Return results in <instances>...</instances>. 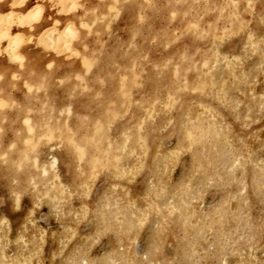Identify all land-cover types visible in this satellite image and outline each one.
<instances>
[{"label":"rangeland","instance_id":"1","mask_svg":"<svg viewBox=\"0 0 264 264\" xmlns=\"http://www.w3.org/2000/svg\"><path fill=\"white\" fill-rule=\"evenodd\" d=\"M210 1L126 0L127 7L130 8L127 31H122L121 26L115 22L111 23V36H108V33L99 34L89 31L91 40L98 45L99 49L106 48L109 42L118 37L107 56L102 58L107 61L104 63L103 70L105 76L93 78L91 85L89 81V83L83 82V77L89 71L92 51L88 49L84 53L76 50L74 45L79 40L77 35L69 36L67 33L66 36L61 37L63 41L60 43L63 46L62 44L59 45L60 47L45 46L43 49L44 45L51 43L49 37L53 33V28L57 23L55 22L38 33H23L21 40L14 45V49H12L13 47L10 49L7 46L5 31L11 25L0 21V67L10 74L8 79L3 77L5 74H0V86L9 87V96L13 98L9 102H3L0 97V116L5 111H9L10 105L16 101L24 104L22 106L23 113L36 115L44 126V135H41V138L36 141H32L26 139L27 128L24 121L10 123L13 126L11 125L9 129L14 136H17L18 139L20 136V141L15 143L12 141V136L1 135L2 131L0 130V166L6 169L15 166L19 171L33 173L35 166L31 155L34 156L35 153H38L39 158L45 161L49 152L57 150V145L63 141L69 142L71 150L77 152V157L79 156L83 163L81 168L83 181L78 185L73 196L68 192H61L50 167L45 173L48 177L47 182L42 181L39 185L40 191H35V193L31 191L33 198L29 201V207L27 208L22 202V209L25 210L22 216L24 219L21 217L22 226L28 225L27 232L30 231L23 233H27L25 234L27 240L34 242L27 243L19 240L16 242L17 245L16 243L1 245L2 250L8 256H11L12 252H16L12 253V256L19 253L17 264H23V262L24 264H264V0H261L260 3L253 2L254 5L243 2L239 5L241 16L238 17H232L235 11L231 5L226 4L227 0L226 2L221 0L225 6L217 12L210 7ZM186 2L187 4L184 5L183 3ZM89 3L107 4L108 0H82V3L76 8V15L69 17V20L82 17L86 5ZM243 5H246L245 8ZM108 7V13L114 12L111 4H108ZM191 17H201L208 26L209 22H213L212 35L204 39L206 30L203 31L202 27H192L193 19ZM249 24L252 27V32L262 37L260 43L256 44L258 46L256 48L252 47L255 44L252 45L249 39L247 31ZM214 44L217 45L214 46ZM244 44H246L247 52L244 49ZM32 48L43 49V52L39 54L41 58L57 59L61 57L71 62L72 70L70 69V76L67 78H59V69L56 66L53 68L51 75L54 85L50 93L44 88L37 89L26 84L14 72L25 64L23 55L19 53L21 51L27 53ZM202 52H205L208 58L215 54L218 60H214L212 65L206 68L205 65H202L204 64V53ZM233 53L239 54L238 60L235 62L232 61ZM233 64L235 65L233 66ZM37 65L40 64L37 63ZM50 66L49 68H51ZM40 68L46 72L48 67L41 64ZM209 71L213 73L212 76H209ZM251 72L253 73L251 74ZM217 79L218 81H216ZM5 81L12 83L5 84ZM89 90H92L94 98L97 101L100 100V104L103 105V108L100 106L98 111L96 107H93V110L101 115L98 121L91 120V116L95 113L88 107L90 105L84 103L81 98ZM60 101H65V104L71 103L73 108L61 110L58 105ZM200 106L201 108H199ZM15 107L17 109L19 105H15ZM11 113L16 114L17 110L14 109L10 115ZM75 114L84 120L80 132L81 144H89L91 147V150L82 154H78L77 140L69 141L72 133L66 127L64 129L60 125V127H50L54 134L52 138L48 136L49 130L46 128L50 117L59 123L60 118H75ZM157 121L158 123H156ZM100 125L103 126V130L99 132ZM138 128L141 129V132ZM182 128H185V132ZM190 132H193V136L189 135ZM125 133L128 137L124 136ZM111 144L118 148L112 151ZM235 148H237L236 151ZM122 149L123 151H121ZM161 150L163 151L160 152ZM165 151L168 154L169 152L173 154L167 155ZM155 152H157L156 155ZM158 152L159 155L161 154L160 156ZM237 153L239 157L236 155ZM140 155H142V159L139 158ZM29 156L32 159H29ZM158 157H162L160 163ZM233 158L234 162H231ZM171 159L174 160L171 161ZM142 160H144L145 167ZM175 160L176 162H174ZM141 166L142 169L145 168L142 171L140 170ZM130 167L131 169H129ZM256 167L261 169L257 168L256 170ZM56 171L58 175L68 173L67 167H64L62 163L58 165ZM155 173L157 175H153ZM152 175L154 178L151 177ZM215 175L217 176L215 177ZM217 182L218 184H216ZM191 185H194L192 186L194 190ZM117 187L120 188V191ZM144 187L145 189H142ZM188 189H190V193ZM159 190H161L160 193ZM52 196L55 197V200ZM195 198L196 202H194ZM0 200L1 218L5 204L1 197ZM57 202L63 206L59 204L61 206L58 207ZM136 202L138 203L136 204ZM13 203L15 208L18 203L16 201ZM100 203H104V207ZM108 204L113 205L107 206ZM172 205L175 208L173 210ZM178 205L183 207L180 209ZM49 207L60 209L54 211ZM93 209L94 212L100 213H97L95 218L89 217V212ZM107 210H110L111 216ZM132 214L135 217H131ZM45 215L51 219L46 218ZM145 215L146 217H143ZM184 215L187 217L182 218ZM59 216L60 218H58ZM148 216L150 217L147 218ZM177 216L179 217L177 218ZM107 217L113 221L105 219ZM136 218L140 220L137 221ZM177 219L178 221H176ZM192 219L194 220L192 221ZM126 220L131 223L133 221L134 226ZM101 221L106 224L103 225ZM118 223L117 228L115 225ZM172 223L174 224L170 226ZM207 223L208 225H206ZM110 225L112 228L109 230L107 227ZM67 227L69 228L66 229ZM127 227L128 229L132 228L133 231L128 230ZM97 230L99 231L97 232ZM119 230L124 231V234L122 233V235ZM129 231H131L130 234ZM105 232H109L111 236ZM119 235L121 239L118 237ZM193 237L195 238L193 239ZM66 238L69 241L64 240ZM57 239L58 241H56ZM123 241L128 242L123 244ZM13 246L16 250L13 249Z\"/></svg>","mask_w":264,"mask_h":264},{"label":"bare ground","instance_id":"2","mask_svg":"<svg viewBox=\"0 0 264 264\" xmlns=\"http://www.w3.org/2000/svg\"><path fill=\"white\" fill-rule=\"evenodd\" d=\"M23 1V0H22ZM70 1V0H69ZM258 2V3H260L261 2V0H227V2H226V0H225V2H226V4H229V5H231L232 6V8H233V10L235 11L233 14H232V17H234V16H236V17H238L239 15L241 16V11H240V8H239V5L240 4H243V2L244 3H246V4H251V3H253V2ZM74 3V2H73ZM76 3V2H75ZM85 3V2H84ZM210 3H211V5H210V7H212L213 9H214V11L215 12H217V11H220L225 5H223V3L221 2V0H211L210 1ZM20 4V3H19ZM72 4V3H71ZM108 4H111L112 6H113V9H114V12H110V13H108ZM184 5H186L187 4V2L186 3H183ZM76 5V4H75ZM104 5V6H103ZM253 5H254V3H253ZM244 6V8H245V6L246 5H243ZM64 7H65V5H64ZM248 7V6H247ZM248 8H250V7H248ZM129 9L130 8H128L127 7V2H126V0H108V3L107 4H99V5H96L95 3H89L88 5H86V8H85V12H84V14H83V16L82 17H79V18H72L71 20H67L66 22H64V24L63 23H56V25H55V28H53L54 30H53V33L50 35V39H51V43H48V45H44L43 47V49H45V46H47V47H57V46H59L60 44H62V43H60V41L62 42L63 41V39L61 38L62 36H66L65 34H69V36H74V35H77L78 37H79V40L75 43V47H76V50H78V51H81V52H86V50H91L92 51V55H90L91 57V59H90V63H89V71H88V73L86 74V75H84V77H83V82H85V83H87L88 81L90 82V85L91 84H93L92 82H93V78H96V77H103V76H105V74H103L105 71H103L104 70V63H106L107 61L105 60V58H104V60H102V58L103 57H105V56H107V54H108V52H109V50L110 49H112L113 48V46L115 45V41H117V39H118V37H116L113 41H111V42H109L108 44H107V46H106V48H104L103 49V47L101 48V49H99V48H97L98 47V45H96V43L94 42V41H92L91 40V37H90V35H89V31H91V32H98L99 34H103V33H108V36L110 35L111 36V33H112V24L111 23H118L120 26H121V29H123L122 31H127V27H128V15L130 14V11H129ZM189 9H190V7H189ZM39 11H40V8H34V9H32V8H25V9H23V10H21V12H20V14H18V23H19V26H22V25H25V24H27L29 21H30V19H31V17H33V16H36L38 13H39ZM16 14V13H15ZM260 14V13H259ZM38 16V15H37ZM10 17V16H9ZM50 17V16H49ZM38 18H39V16H38ZM193 20L191 21L192 23H191V26L192 27H195V28H198V27H202L203 28V31L204 30H206L205 31V35L203 36V38L204 39H206L207 37H210V35H212V23L211 22H209V26L207 25V23H206V21H203L202 19H201V17H195V18H193V17H191ZM9 19V18H8ZM34 20V19H33ZM0 21H1V19H0ZM65 21V20H64ZM10 23V22H9ZM7 24V23H6ZM262 28V27H261ZM224 29V28H223ZM222 29V30H223ZM44 30V29H43ZM217 30V29H216ZM215 30V31H216ZM221 30V31H222ZM251 32H250V31ZM247 31L249 32V39H250V41H251V43H252V45L253 44H255V45H253L252 47L253 48H256V47H258V46H256V44L258 45L259 43H260V41L262 40V37L259 35V34H254L252 31V27H251V25L249 24L248 26H247ZM39 32V31H38ZM38 32H35V33H38ZM3 33V32H2ZM14 33V34H13ZM5 34H6V37H7V46L8 47H10V49H11V47H13L12 49H14V45L17 43V41H20L21 40V38H22V35H23V32L21 31V30H19V31H17V30H15L14 31V28H12V27H9V29H7L6 31H5ZM221 34V33H220ZM223 34V33H222ZM222 36V35H221ZM26 37H28V36H26ZM94 37V36H93ZM47 38V37H46ZM209 39H211V38H209ZM228 41V40H227ZM259 42V43H258ZM215 45H217V44H214V46ZM61 46V45H60ZM59 46V47H60ZM62 46H63V44H62ZM245 46H246V44H244V49H245V51H246V48H245ZM260 46H261V44H260ZM251 47V46H250ZM207 48V47H206ZM208 48H209V46H208ZM261 48V47H260ZM42 49V50H43ZM42 50H40V49H31L29 52H27V53H23L22 51L19 53V54H21V55H23V59L25 60V64H24V66L21 68V69H17V70H14V72L15 73H17L18 75H19V77H20V79L22 80V81H24L26 84H28V85H30V86H33V87H36L37 89H39V88H44L45 89V91H47V92H49L50 93V91H52V86L54 85L53 83V77H52V75H51V73H52V71H53V68L56 66L58 69H59V71H60V77L59 78H67L68 76H70V69L72 70V67H70V61H67V60H64V59H62L61 57H59V58H57V59H54V58H41L40 56H39V54L41 53V52H43ZM206 50V49H205ZM222 50V49H221ZM240 50H243V49H240ZM214 51V50H213ZM247 52V51H246ZM202 53H204L203 54V58H204V64H202V65H205L206 66V68H208L210 65H212V63H213V61L214 60H218V58H216L217 56H215V54H213V57H210V58H208L207 57V55H206V53L205 52H202ZM245 53V52H244ZM24 54H26V55H24ZM150 55H151V53H150ZM25 56V57H24ZM232 57V56H231ZM237 57H239V54L238 53H233V60L232 61H237L238 60V58ZM248 57V56H247ZM39 58V59H38ZM241 59V58H240ZM264 59V58H263ZM247 61V60H246ZM264 61V60H263ZM87 62V61H86ZM134 62V61H133ZM219 62V61H218ZM37 63H39L40 65L42 64V65H46L48 68H47V71L46 72H44V71H42L41 70V68H40V65L38 66L37 65ZM223 64V63H222ZM245 64V63H244ZM49 65H51L50 67L51 68H49ZM235 64H233V66H234ZM252 66V65H251ZM226 67V65L224 66V68ZM236 67V66H235ZM238 67V66H237ZM256 67V66H255ZM222 68V67H221ZM244 68V67H243ZM255 70H257V69H255ZM255 70H254V72H255ZM241 71V70H240ZM253 71V70H252ZM210 72V75L209 76H212L213 75V73L211 72V71H209ZM225 72V71H224ZM223 72V73H224ZM248 72V71H247ZM5 74L3 77H5L6 79H8V78H10V74H8L7 73V71L5 72L4 70H3V68H1L0 67V74ZM7 73V74H6ZM253 72H251V74H252ZM75 74V73H74ZM77 74V73H76ZM102 74V75H101ZM158 74V73H157ZM246 74V73H245ZM135 75V74H134ZM231 75H232V73H231ZM80 76V75H79ZM233 76V75H232ZM81 77V76H80ZM122 77V76H121ZM74 78V77H73ZM211 78V77H210ZM220 78V77H219ZM247 78V77H246ZM245 78V79H246ZM249 79H250V77H248ZM99 79H101V78H99ZM128 79V78H127ZM135 79V78H134ZM243 79V78H242ZM70 81H71V79H70ZM216 81H218V79L216 80ZM88 82V83H89ZM241 82V81H240ZM9 83H12L11 81H5V84H9ZM237 84V83H236ZM203 85V84H202ZM214 85H216V83L215 84H213V88H214ZM230 85V84H229ZM239 86V85H238ZM140 87V86H139ZM212 87V86H211ZM8 88L9 87H5V86H0V97L2 98V100H3V102H9V101H11L13 98H11V96H9L10 94H9V91H8ZM90 88H92V87H90ZM137 88V87H136ZM221 89V88H220ZM228 89V88H227ZM235 90V89H234ZM141 91V90H140ZM172 91V90H171ZM212 91V90H211ZM236 91V90H235ZM201 92V91H200ZM214 92V94H215V91H213ZM218 93V92H217ZM220 93V92H219ZM222 93V92H221ZM235 93V92H234ZM172 94V93H171ZM242 94V93H241ZM244 94V93H243ZM161 95H162V93H161ZM82 96H84V97H81L82 99H83V101H84V103H87L88 105H90V106H88L90 109H92L93 110V107H96V109H97V111L99 110V107L101 106L102 108H103V105H101L100 103V100L99 101H97L96 100V98H94V94L92 93V90H89V91H87L84 95H82ZM133 96H135V95H133ZM166 97V96H165ZM180 97V96H179ZM208 97H209V95H208ZM222 97V96H221ZM230 97V96H229ZM244 97V96H243ZM66 99V98H65ZM183 99V98H182ZM221 99H223V98H221ZM14 101V100H13ZM20 101H22V100H20ZM173 101V100H172ZM192 101V100H191ZM15 103V105H19V108H17L16 109V107H15V105L14 104H12V105H10L11 107H9L8 109H9V111H5L4 113H3V115L2 116H0V130L2 131L1 132V135H3V134H7L8 136H12V141L15 143L16 141L17 142H19L20 141V136H19V139H18V137L17 136H14V134H13V132L9 129V127L12 125L13 126V124H11L10 125V123H12V122H14V121H24V124L26 123V139H28V140H32V141H36L37 139H39V138H41L40 136L42 135H44V130H43V124H41L40 122L41 121H39V119H38V117L36 116V115H32V114H27V113H23V109H22V106H24V104H21V103H19V102H16V101H14ZM161 102V101H160ZM227 102V101H226ZM2 103V102H1ZM66 102L65 101H60L59 103H58V105L60 106V108H61V110L62 109H68V110H70V109H72L73 108V105L71 104V103H67V104H65ZM112 103V102H111ZM159 103V102H158ZM179 103V102H178ZM180 103H181V101H180ZM4 104V103H3ZM79 104V103H78ZM203 104V103H202ZM159 105H160V103H159ZM177 105V104H176ZM224 105V104H223ZM77 106V105H76ZM76 106H74V107H76ZM163 106V105H162ZM165 106H166V104H165ZM167 106H168V104H167ZM179 106V105H178ZM208 106V105H207ZM132 107V106H131ZM174 107H176V106H174ZM79 108V107H78ZM159 108V107H158ZM199 108H201V106L199 107ZM14 109L15 110H17V113L16 114H12L11 113V115H10V112L13 110L14 111ZM86 109V108H85ZM160 109V108H159ZM158 109V110H159ZM178 109V108H177ZM78 110V109H77ZM157 110V111H158ZM212 110V109H211ZM94 111V110H93ZM97 111L95 110L94 111V115L93 116H91V120H93V121H98V120H100V117H101V115H99L98 113H97ZM207 111V110H206ZM138 112V111H137ZM199 112V111H198ZM202 112V111H201ZM168 113V112H167ZM186 113V112H185ZM247 113V112H246ZM111 114V113H110ZM130 114V113H129ZM159 114V113H158ZM209 114H210V112H209ZM214 115H215V113H213ZM217 114V113H216ZM92 115V114H91ZM155 115V114H154ZM164 115H165V113H164ZM197 115H198V113H197ZM75 118H70V117H63V118H60V120H59V123H56V120H54L53 118H49L50 119V121H48V123H46V128H47V130H49L48 131V136L49 137H51L52 138V136L54 135L53 134V132H51L52 130L50 129V127H53V126H57V127H60L61 126V128H63L64 129V127H66V129H68L71 133H72V136L70 137V139H69V141H72V140H77V143H78V154H82L83 152L84 153H86L87 151H89V150H91V147L89 146V144L87 145V144H81V134H80V132H81V128L83 127V124H84V120H82L83 118L82 117H80V116H78V114H75ZM176 116V115H175ZM184 116V115H183ZM199 116V115H198ZM210 116V115H209ZM86 117H88V116H86ZM148 117H150V116H148ZM185 117V116H184ZM218 117V116H217ZM221 117V116H220ZM219 117V118H220ZM245 117H247V116H245ZM113 118V117H112ZM168 118V117H167ZM194 118H195V116H194ZM211 118V117H210ZM218 118V119H219ZM222 118V117H221ZM122 119V118H121ZM126 119V118H125ZM146 119V118H145ZM151 119V118H150ZM207 119V118H206ZM209 119V118H208ZM212 119V118H211ZM213 119H215V118H213ZM243 119H244V117H243ZM131 120V119H130ZM210 120V119H209ZM208 120V121H209ZM248 120H249V118H248ZM118 121H119V119H118ZM184 121V120H183ZM182 121V122H183ZM211 122H212V120H210ZM121 122V121H120ZM185 122V121H184ZM114 123V122H113ZM119 123V122H118ZM152 123V122H151ZM155 123V122H154ZM156 123H158V121L156 122ZM217 123V122H216ZM145 124V123H144ZM60 125V126H59ZM65 125V126H64ZM112 125H116V124H112ZM121 125V124H120ZM149 125V124H148ZM152 125V124H151ZM154 125V124H153ZM218 125V124H217ZM222 125V124H221ZM99 126V125H98ZM110 126V125H109ZM157 126V125H156ZM156 126H153V127H155V128H157ZM161 126V125H160ZM184 126V125H183ZM182 126V127H183ZM244 126V125H243ZM192 128V127H191ZM194 128V127H193ZM210 128L211 129H213V127H211L210 126ZM138 129H140V128H138ZM159 129V128H158ZM182 129H184L183 131L185 132V128H182ZM198 129V128H197ZM99 132L100 131H102L103 130V126L102 125H100V127H99ZM112 130V129H111ZM166 130V129H165ZM218 130H219V128H218ZM226 130V129H225ZM112 131H114V130H112ZM116 131V130H115ZM157 131V130H156ZM47 132V131H46ZM98 132V131H97ZM98 132V133H99ZM140 132H141V129H140ZM165 132V131H164ZM229 132V131H228ZM114 134H115V132H113ZM112 134V133H111ZM179 134V133H178ZM193 134V132L191 133H189V135L190 136H193L192 135ZM197 134V133H196ZM215 134V133H214ZM109 135V134H108ZM117 135V134H116ZM157 135V134H156ZM155 135V136H156ZM164 135V134H163ZM211 135V134H210ZM221 135V134H220ZM227 135V134H226ZM229 135V134H228ZM112 136H113V134H112ZM124 136L125 137H128V135L125 133L124 134ZM169 136V135H168ZM173 136V135H172ZM182 136H183V134H182ZM198 137H199V134L197 135ZM225 136V135H224ZM109 137H111V136H109ZM115 137V136H114ZM159 137V136H158ZM157 137V138H158ZM214 137H216V136H214ZM117 138V137H116ZM181 138H183V137H181ZM188 138V137H187ZM219 138H222V137H220L219 136ZM224 139H227L228 140V138H225V137H223ZM118 139V138H117ZM165 139V138H164ZM169 139V138H168ZM186 139V138H185ZM208 140V139H207ZM31 141V142H32ZM126 141H127V138H126ZM167 141V140H166ZM221 141H223V140H221ZM225 141V140H224ZM223 141V142H224ZM230 141V140H229ZM178 142H179V140H178ZM177 142V143H178ZM75 144V143H74ZM80 144H81V146H80ZM125 144V143H124ZM180 144V143H179ZM178 144V145H179ZM226 144H228V143H226ZM193 145V144H192ZM223 145V144H222ZM58 146V149L57 150H51L50 152H49V154H48V158H47V160H42V159H40L39 158V155H38V153H35L34 154V156H33V154L31 155V157H33V159L29 156V159H32V161H33V164H34V166H35V171L33 172V173H27V172H23V170L22 171H19V170H17V168L14 166V167H10L9 169H6L5 167H1L0 166V197L2 198V200L4 201V204H5V206H4V212L2 213V217L0 218V229H2V227H3V229L2 230H0L1 231V233H0V264H17V262H18V255H19V253L18 254H16V256L15 255H13L12 256V253H11V256H8L7 255V253L4 251V250H2V248H1V245H3V243H5V244H10V245H12V243H13V245L16 243V242H19V240H23L24 242H29V243H33V242H31L30 240H27V237L25 236V234H27V233H29V232H27V229H29V226H28V228H26V227H23L22 226V221H21V217L24 215V212H25V210H23L22 209V202H24L25 203V205L27 206V208L29 207V201H31L32 200V198H33V196H32V194H31V191H32V193H33V191H34V193H35V191H40L39 190V185H40V183H42V181L45 183V182H47V179H48V177H47V175L45 174V173H47L46 171H47V169L48 168H52V175H53V177L55 178V182H56V184L58 185V187L60 188V190H61V192H68L70 195H72L73 196V193H74V191L75 190H77V188H78V185L79 184H82V176H83V174L81 175V173H82V170H81V168H82V160H81V158L78 156L77 157V152L75 153L73 150H71V148H70V145H69V142H64L63 141V143L61 142V143H59V145H57ZM111 150L113 151V150H115V149H117L118 148V146L117 147H114L113 146V144H111ZM123 147H125V146H123ZM180 147V146H179ZM189 147V146H188ZM187 147V148H188ZM207 147V146H206ZM225 147H226V145H225ZM229 147V146H228ZM140 148V147H139ZM142 148V147H141ZM151 148V147H150ZM165 148V147H164ZM190 148V147H189ZM193 148V147H192ZM195 148V147H194ZM180 149H182V148H180ZM215 149V148H214ZM219 149V148H218ZM232 149H234L233 147H232ZM236 149L237 148H235V151H236ZM251 149V148H250ZM149 150V149H148ZM175 150V149H174ZM186 150V149H185ZM190 150V149H189ZM44 151V150H43ZM121 151H123V149L121 150ZM150 151V150H149ZM163 150H161L160 152H162ZM170 151H173V150H170ZM182 151V150H181ZM221 151H222V149H221ZM235 151H234V153H235ZM136 152V151H135ZM166 153H167V151H165ZM176 152V151H175ZM220 152V151H219ZM42 153V152H41ZM121 153V152H120ZM132 153V152H131ZM156 153L157 152H155V155H156ZM145 154V153H144ZM143 154V155H144ZM173 154V153H172ZM170 152H169V154L167 153V155H172ZM180 154V153H179ZM245 154H246V152H245ZM248 154V153H247ZM8 155V154H7ZM101 155V154H100ZM103 156H104V153L102 154ZM131 155V154H130ZM130 155H129V157H130ZM135 155V154H134ZM158 155H159V152H158ZM161 155V154H160ZM159 155V156H160ZM166 155V156H167ZM231 156H232V154H230ZM238 157H239V155H238V153L236 154ZM26 156V155H25ZM103 156H102V158H103ZM108 156V155H107ZM126 156V155H125ZM141 156L142 155H140V157L139 158H141ZM170 156H168L169 158H171ZM174 156V155H173ZM172 156V157H173ZM183 156V155H182ZM181 156V157H182ZM226 156V155H225ZM231 156H230V158H231ZM106 157V156H105ZM116 157V156H115ZM136 157H138V156H136ZM145 157V156H144ZM167 157V158H168ZM176 157V156H175ZM186 157H187V155H186ZM188 157H189V155H188ZM202 157V156H201ZM200 157V158H201ZM228 157H229V155H228ZM252 157V156H251ZM79 158V159H78ZM114 158V157H113ZM123 158V157H122ZM121 158V159H122ZM148 158V157H147ZM156 158V160H158L157 159V157H155ZM159 158V157H158ZM162 158V157H161ZM161 158H159V163H160V161H162L161 160ZM190 158V157H189ZM224 158V157H223ZM236 158V157H235ZM118 159V158H117ZM142 159V158H141ZM154 159V158H153ZM152 159V160H153ZM164 159V158H163ZM181 159V158H180ZM179 159V160H180ZM187 159V158H186ZM241 159V158H240ZM119 160V159H118ZM126 160V159H125ZM132 160V159H131ZM172 160H174V159H171V161ZM234 160V158L231 160V162ZM248 160V159H247ZM253 160V159H252ZM100 161V160H99ZM114 161H115V159H114ZM113 161V162H114ZM117 161V160H116ZM120 161V160H119ZM118 161V162H119ZM130 161V160H129ZM140 161V160H139ZM144 160H142V163L144 164V162H143ZM166 161V160H165ZM229 161H230V159H229ZM121 163H122V161H120ZM127 162V161H126ZM125 162V164H128V163H126ZM155 162V161H154ZM167 162H170L169 160H167ZM174 162H176V160L174 161ZM228 162V161H227ZM226 162V163H227ZM234 162V161H233ZM237 162V161H236ZM235 162V163H236ZM60 163H62L63 165H64V167H67V169H68V173L66 174V175H58V173H57V171H56V169L58 168V165H60ZM131 163V162H130ZM173 163V162H172ZM179 163V162H178ZM182 163V162H181ZM195 163V162H194ZM234 163V164H235ZM259 164H261L260 162H258ZM108 164V163H107ZM117 164V163H116ZM123 164H124V162H123ZM243 164V163H242ZM250 164V163H249ZM252 164V163H251ZM119 165H120V163H119ZM151 165V164H150ZM156 165H157V162H156ZM155 165V167H157ZM179 165H181V164H179ZM186 165V164H185ZM215 165V164H214ZM233 165V164H232ZM121 166V165H120ZM131 166V165H130ZM139 166V165H138ZM147 166V165H146ZM182 166V165H181ZM237 166V165H236ZM256 166V165H255ZM260 166H262V165H260ZM63 167V166H62ZM121 167H123V166H121ZM127 167H129V166H127ZM133 167V166H132ZM144 167H145V164H144ZM154 167V166H153ZM178 167V166H177ZM200 167V166H199ZM219 167V166H218ZM217 167V168H218ZM225 167V166H224ZM233 167H235V165H233ZM232 167V168H233ZM240 167V166H239ZM19 168V167H18ZM103 168H104V166H103ZM108 168V167H107ZM109 168H111V167H109ZM115 168V167H114ZM120 168V167H119ZM137 168H139V167H137ZM160 168V167H159ZM201 168V167H200ZM238 168V167H237ZM257 168H260V167H256V170H257ZM64 169V168H63ZM78 169H80L79 170V172H77V170ZM118 169V168H117ZM127 169V168H126ZM129 169H131V167L129 168ZM140 169V168H139ZM143 169H145V168H143ZM142 169V166H141V171L143 170ZM165 169H166V167H165ZM168 169V168H167ZM166 169V170H167ZM184 169V168H183ZM261 169V168H260ZM260 169H258V170H260ZM102 170V169H101ZM116 170V169H115ZM122 170H123V168H122ZM139 170V171H140ZM148 170V169H147ZM152 170V169H151ZM153 170H154V168H153ZM198 170V169H197ZM216 170V169H215ZM110 171V170H109ZM121 171V170H120ZM119 171V172H120ZM138 171V172H139ZM149 171V170H148ZM147 171V172H148ZM163 171V170H162ZM168 171H169V169H168ZM170 171H171V168H170ZM188 171V170H187ZM60 172V171H59ZM104 172V171H103ZM112 172V171H111ZM117 172V171H116ZM129 172H130V170H129ZM131 172H134V171H131ZM137 172V173H138ZM151 172V171H150ZM155 172V171H154ZM128 173V172H127ZM159 173V172H158ZM162 173H164V172H162ZM166 173V172H165ZM174 173V172H173ZM45 174V175H44ZM102 174H104V173H102ZM123 174H124V172H123ZM143 174V173H142ZM147 174V173H146ZM149 174V173H148ZM147 174V175H148ZM161 174V173H160ZM196 174V173H195ZM214 174H216V173H214ZM255 174V173H254ZM116 175V174H115ZM136 175V174H135ZM141 175V174H140ZM151 175V174H150ZM153 175H157L156 173L155 174H153ZM151 176L152 178H154V176ZM159 175V174H158ZM165 175V174H164ZM172 175H174V174H172ZM171 175V176H172ZM107 176V175H106ZM106 176H104V177H106ZM114 176V175H113ZM129 176V175H128ZM127 176V177H128ZM131 176V175H130ZM145 176V175H144ZM170 176V177H171ZM182 176V175H181ZM217 175H215V177H216ZM262 176V175H261ZM101 177V176H100ZM138 177H139V175H138ZM161 178H162V175L160 176ZM164 177V176H163ZM219 177V176H218ZM112 178V177H111ZM124 178V177H123ZM209 178V177H208ZM255 178V177H254ZM102 179H104L103 177H102ZM114 179V178H113ZM142 179V178H141ZM144 179V178H143ZM168 179V178H167ZM185 179V178H184ZM218 179H220L221 180V178H218ZM256 179H258V178H256ZM260 179H263V178H261L260 177ZM105 180V179H104ZM159 180V179H158ZM161 180V179H160ZM170 180H172V179H170ZM194 180V179H193ZM196 180V179H195ZM50 181V180H49ZM127 181H129V180H127ZM154 181H156V180H154ZM178 181H180V180H178ZM119 182V181H118ZM170 182V181H169ZM191 182H193V181H191ZM209 182H210V180H209ZM221 182V181H220ZM247 182V181H246ZM123 183V182H122ZM154 183H157V182H154ZM255 183V182H254ZM253 183V184H254ZM261 183V182H260ZM108 184V183H107ZM192 184V183H191ZM211 184H212V182H211ZM216 184H218V182L216 183ZM262 184V183H261ZM260 184V185H261ZM109 185V184H108ZM127 185V184H126ZM157 185V184H156ZM184 185V184H183ZM50 186V185H49ZM111 186V185H110ZM118 186V185H117ZM192 186H194V185H191V188H193ZM119 187V186H118ZM117 187V188H118ZM138 187V186H137ZM141 187H143L142 185H141ZM140 187V188H141ZM167 187V186H166ZM262 187V186H261ZM260 187V188H261ZM112 188V187H111ZM115 188V187H114ZM113 188V189H114ZM217 188V187H216ZM259 188V187H258ZM119 189V191H120V188H118ZM118 189H116V190H118ZM121 189H122V187H121ZM137 189H139V188H137ZM142 189H145V187L144 188H142ZM149 189V188H148ZM153 189H155V187H153ZM220 189V188H219ZM256 189V188H255ZM112 190V189H111ZM147 190V189H146ZM145 190V191H146ZM189 190V193H190V189H188ZM193 190H194V188H193ZM256 190H258V189H256ZM138 191V190H137ZM177 191V190H176ZM106 192V191H105ZM141 192V191H140ZM139 192V193H140ZM161 192V190H159V193ZM167 192V191H166ZM188 192V191H187ZM58 193H60V192H58ZM112 193H114V192H112ZM111 193V194H112ZM118 193V192H117ZM116 193V194H117ZM147 193V192H146ZM104 194V193H103ZM111 194H109V195H111ZM115 194V193H114ZM119 194H120V192H119ZM162 194V193H161ZM188 194V193H187ZM193 194V193H192ZM45 195V194H44ZM59 195H61V193L59 194ZM108 195V194H107ZM166 195V194H165ZM167 195H168V193H167ZM195 195V194H194ZM223 195V194H222ZM244 195V194H243ZM40 196V195H39ZM71 196V197H72ZM77 196H79V195H77ZM101 196V195H100ZM103 196V195H102ZM163 196H164V194H163ZM175 196V195H174ZM262 196V195H261ZM53 197V199L55 200V197L54 196H52ZM69 197V196H68ZM80 197V196H79ZM78 197V198H79ZM108 197V196H107ZM160 197V196H159ZM158 197V198H159ZM166 197V196H165ZM191 197H193V196H191ZM36 198V197H35ZM38 198V197H37ZM48 198V197H47ZM47 198H46V200H47ZM105 198V197H104ZM111 198V197H110ZM164 198V197H163ZM116 199H117V196H116ZM173 199V198H172ZM191 199H193V198H191ZM190 199V201H192ZM228 199V198H227ZM231 199H233V198H231ZM39 200V199H38ZM52 200V199H51ZM60 200V199H59ZM72 200V199H71ZM104 200H106V199H104ZM104 200H102V201H104ZM108 200H109V198H108ZM147 200V199H146ZM157 200V199H156ZM179 200H181V199H179ZM237 200V199H236ZM236 200H235V204L237 203L236 202ZM1 201V200H0ZM17 202L16 204V206H15V208L17 207V209H15L14 207H13V205L12 204H14L13 202ZM58 201V200H57ZM65 201V200H64ZM77 201V200H76ZM79 201V200H78ZM100 201V200H99ZM99 201H98V203H99ZM111 201V200H110ZM165 201V200H164ZM168 201V200H167ZM245 201H247V200H245ZM35 202H39V201H35ZM34 202V203H35ZM48 202H50L49 200H48ZM61 202H62V200H61ZM106 202H107V200H106ZM105 202V203H106ZM115 202H116V200H115ZM131 202V201H130ZM143 202V201H142ZM169 202V201H168ZM180 203H182V201H179ZM194 202H196V198L194 199ZM232 202V201H231ZM67 203V202H66ZM109 203V202H108ZM117 203V202H116ZM119 203H120V201H119ZM138 202H136V204H137ZM141 203V202H140ZM139 203V204H140ZM172 203V202H171ZM176 203V202H175ZM178 203V202H177ZM184 203V202H183ZM182 203V204H183ZM227 203V202H226ZM57 204H58V202H57ZM59 204H61V203H59ZM59 204H58V207H60L59 206ZM71 204V203H70ZM76 204V203H75ZM97 204V203H96ZM101 205H103L104 203H100ZM107 204V203H106ZM131 204H133L132 202H131ZM185 204V203H184ZM228 204V203H227ZM232 204V203H231ZM1 205V204H0ZM72 205V204H71ZM99 205V204H98ZM101 205H99V206H101ZM111 206L113 205V204H110ZM109 204L107 205V206H110ZM115 205V204H114ZM135 205V204H134ZM169 205V204H168ZM174 205H176V204H174ZM187 205V204H186ZM185 205V206H186ZM189 205V204H188ZM223 205V204H222ZM226 205V204H225ZM43 206V205H42ZM63 206V205H62ZM84 206V205H83ZM99 206L97 207V208H99ZM118 206V205H117ZM117 206H116V209H117ZM162 206V205H161ZM179 206V205H178ZM77 207V206H76ZM91 207V206H90ZM103 207H104V205H103ZM130 207H132V206H130ZM145 207V206H144ZM168 207H170V206H168ZM172 207V210H173V205L171 206ZM180 207V206H179ZM183 207V206H182ZM182 207H180V209L182 208ZM229 207V206H228ZM74 208V207H73ZM112 208V207H111ZM135 207H133V210H135L134 209ZM148 208H150V207H148ZM163 208V207H162ZM161 208V209H162ZM214 208H216V207H214ZM49 209H51L50 207H49ZM48 209V210H49ZM54 208H52L51 210H53ZM60 209V208H59ZM59 209H54V211L55 210H59ZM105 209V208H104ZM109 209V208H108ZM124 209V208H123ZM140 209V208H139ZM145 209V208H144ZM147 209V208H146ZM145 209V210H146ZM175 209V208H174ZM179 209V210H180ZM74 210V209H73ZM72 210V211H73ZM90 210V209H89ZM99 210V209H98ZM101 210H103L102 208H101ZM144 210V211H145ZM186 210V209H185ZM191 210H193V209H191ZM216 210H217V208H216ZM235 210V209H234ZM31 211V210H30ZM110 211V210H109ZM108 210H107V213L109 214H111V212H109ZM116 211V210H115ZM118 211V210H117ZM121 211V210H120ZM125 211V210H124ZM148 211V210H147ZM150 211V210H149ZM169 211V210H168ZM167 211V212H168ZM177 211V213L179 212L178 211V209L176 210ZM181 211V210H180ZM194 211V210H193ZM215 211V210H214ZM224 211V210H223ZM228 211H230L229 209H228ZM101 212V211H100ZM134 212V211H133ZM140 212V211H139ZM171 212V211H170ZM192 212V211H191ZM195 212H197V211H195ZM226 212V211H225ZM53 213V212H52ZM62 213V212H61ZM70 213V212H69ZM76 213V212H75ZM97 213H99V212H97ZM96 212H94V209H93V211L91 210V212H89V217H94L95 218V216H96V214H97ZM136 213V212H135ZM208 213H210V212H208ZM218 213V212H217ZM228 213V212H227ZM227 213H225L226 215H228ZM67 214V213H66ZM100 214V213H99ZM104 214H105V212H104ZM109 214V215H110ZM112 214H113V212H112ZM117 214V213H116ZM128 214V213H127ZM139 214V213H138ZM142 214V213H141ZM145 214H147V213H145ZM189 214V213H188ZM210 214H212V213H210ZM59 215V214H58ZM72 215V214H71ZM109 215H108V217H109ZM113 215H115V214H113ZM125 215H126V213H125ZM143 215H144V213H143ZM165 215H167V214H165ZM177 215V214H176ZM191 215H192V213H191ZM218 215V214H217ZM222 215H223V212H222ZM238 215V214H237ZM46 216V215H45ZM53 216H54V214H53ZM61 216V215H60ZM60 216L58 217V218H60ZM62 216H66V215H62ZM73 216V215H72ZM111 216V215H110ZM131 217L132 216H134L133 214L132 215H130ZM151 216V215H150ZM150 216H148L147 218H149ZM168 216V215H167ZM187 217V215H184L182 218H184V217ZM193 216V215H192ZM207 216H209L208 214H207ZM214 216H215V212H214ZM213 216V217H214ZM221 216V215H220ZM230 216V215H229ZM231 216L233 217V215L231 214ZM230 216V217H231ZM49 216H46V218H48ZM57 217V216H56ZM74 217V216H73ZM97 217V216H96ZM99 217V216H98ZM105 217V216H104ZM108 217L107 218H105V219H108ZM115 217V216H114ZM135 217V216H134ZM143 217H146V215L145 216H143ZM169 217V216H168ZM170 217H172V215H170ZM179 216H177V218H178ZM185 217V218H186ZM189 217V216H188ZM195 217V216H194ZM202 217H204V216H202ZM201 217V218H202ZM23 218V217H22ZM64 218H67V217H64ZM63 218V219H64ZM111 218V217H110ZM125 218V217H124ZM130 218V217H129ZM139 218H141V217H139ZM138 218V219H139ZM160 218V217H159ZM166 218V217H165ZM217 218V217H216ZM24 219V218H23ZM49 219H51V217H49ZM48 219V220H49ZM68 219V218H67ZM69 219H70V217H69ZM73 219V218H72ZM76 219V218H75ZM75 219H74V221H75ZM86 219H88V218H86ZM112 219V218H111ZM114 219H116V218H114ZM137 218H136V220L137 221H139ZM161 219V218H160ZM181 219V218H180ZM197 219V218H196ZM203 219V218H202ZM201 219V220H202ZM212 219V218H211ZM220 219H222V218H220ZM239 219V218H238ZM71 220V219H70ZM76 220H78V219H76ZM109 220V219H108ZM127 220H128V218H127ZM126 220V221H127ZM132 220V219H131ZM163 220V219H162ZM165 220V219H164ZM194 219H192V221H193ZM230 220V219H229ZM99 222H100V220H98ZM103 221H106V222H108L107 220H103ZM103 221H101V222H103ZM110 221V220H109ZM111 221H113V220H111ZM110 221V222H111ZM117 221V220H116ZM119 221V220H118ZM117 221V222H118ZM124 221V220H123ZM136 221V222H137ZM141 221H143V220H141ZM148 221V220H147ZM151 221V220H150ZM149 221V222H150ZM169 221V220H168ZM176 221H178V219L176 220ZM223 221V220H222ZM233 221V220H232ZM75 222H77V221H75ZM89 222V221H88ZM96 223H97V221H95ZM109 222V223H110ZM127 222H129V221H127ZM126 222V223H127ZM182 223L184 222V219H183V221H181ZM180 222V223H181ZM188 222H190V221H188ZM204 222H206V221H204ZM208 222V221H207ZM29 223V222H28ZM114 223H115V221H114ZM124 223H125V221H124ZM123 223V224H124ZM129 223H131V221L129 222ZM132 223L133 224H135L133 221H132ZM131 223V224H132ZM138 223V222H137ZM136 223V224H137ZM146 223V222H145ZM148 223V222H147ZM176 223V222H175ZM192 223V222H191ZM190 223V225H192ZM194 223V222H193ZM209 223V222H208ZM208 223L206 224V225H208ZM226 223V222H225ZM76 224V223H75ZM104 224H106L105 222H103V225ZM121 225H122V223H120ZM128 224V223H127ZM132 224V225H133ZM174 223H172V224H170V226L171 225H173ZM185 224H187V223H185ZM217 224V223H216ZM5 225H6V227H5ZM74 225V224H73ZM91 225V224H90ZM112 225H113V223H112ZM119 225V223L117 224V225H115V227H117ZM177 225H178V223H177ZM183 225V224H182ZM189 225V224H188ZM205 225V224H204ZM203 225V226H204ZM214 225V224H213ZM212 225V226H213ZM97 226V225H96ZM125 226V224L123 225V227ZM134 226V225H133ZM146 226H147V224H146ZM176 226V225H175ZM193 226V225H192ZM194 226H195V224H194ZM201 226V225H200ZM210 226V225H209ZM221 226V225H220ZM92 227V226H91ZM90 227V230L92 229ZM106 227V226H105ZM104 227V228H105ZM123 227H120V228H122L123 229ZM143 227V226H142ZM173 227V226H172ZM182 227V226H181ZM69 227H67L66 229H68ZM100 228V227H99ZM110 228H112L111 227V225H110V227L108 226L107 227V229H109L110 230ZM118 228V227H117ZM188 228H189V226H188ZM207 228L208 229H210L208 226H207ZM206 228V229H207ZM59 230H60V228H58ZM115 229V228H114ZM114 229H113V231H114ZM127 229H128V227H127ZM130 229V228H129ZM128 229V230H129ZM132 229V228H131ZM130 229V230H131ZM166 229V228H165ZM171 229V228H170ZM197 229V228H196ZM72 230V229H71ZM117 230V229H116ZM121 230V229H120ZM119 230V232H121ZM125 231H127L128 232V230H126V229H124ZM93 231H96V230H93ZM99 230H97V232H98ZM108 231V230H107ZM118 231V230H117ZM131 231H133V230H131ZM131 231H129V234H130V232ZM193 231V230H192ZM217 231V230H216ZM23 232H27V233H23ZM111 232V231H110ZM116 232V231H115ZM115 232H114V235H115ZM119 232H117V233H119ZM58 233H60V232H58ZM67 233V232H66ZM70 233H72V232H70ZM101 234H102V231L100 232ZM99 233V234H100ZM104 233V232H103ZM106 234L108 233L109 235H110V233L109 232H105ZM113 233V232H112ZM124 234V231L123 232H121V234ZM32 234V233H31ZM42 234H44V233H42ZM56 234V233H55ZM91 234V233H90ZM98 234V235H99ZM107 234V235H108ZM120 234V233H119ZM120 234V235H121ZM122 234V235H123ZM128 234V235H129ZM200 234V233H199ZM46 235V234H45ZM60 235V234H59ZM58 235V236H59ZM71 235V234H70ZM93 235V234H92ZM95 235V234H94ZM105 235V234H104ZM120 235L118 236V237H120ZM127 235V234H126ZM127 235V236H128ZM63 236V235H62ZM97 236V235H96ZM100 236V235H99ZM102 236V235H101ZM111 236V235H110ZM113 236V235H112ZM117 236V235H116ZM130 236V235H129ZM191 236H192V234H191ZM218 236V235H217ZM36 237V236H35ZM46 237V236H45ZM95 237V236H94ZM103 237V236H102ZM124 237V236H123ZM153 237V236H152ZM31 238H33L32 236H31ZM61 238V237H60ZM68 238H69V235H68ZM91 238V237H90ZM96 238V237H95ZM124 238H127V237H124ZM195 237H193V239H194ZM217 238V237H216ZM53 239V238H52ZM59 239V238H58ZM58 239L56 240V241H58ZM91 239H93V238H91ZM91 239H89V240H91ZM98 239V238H97ZM120 239H121V237H120ZM128 239V238H127ZM186 239V238H185ZM218 239V238H217ZM32 240H34V238L32 239ZM64 240H67V238L66 239H64ZM122 240H125V239H122ZM219 240H221V239H219ZM41 241V240H40ZM61 241V240H60ZM67 241H69V240H67ZM86 241V240H85ZM95 241V240H94ZM126 241V240H125ZM125 241H123V244H124V242ZM180 241V240H179ZM192 241V240H191ZM128 242V241H127ZM127 242H125V243H127ZM217 242V241H216ZM23 243V242H22ZM53 243V242H52ZM73 243V242H72ZM89 243V242H88ZM25 244V243H24ZM74 244V243H73ZM73 244H72V246H73ZM86 244V243H85ZM16 245H17V243H16ZM15 245V246H16ZM30 245V244H29ZM29 245H27V246H29ZM89 245H91L90 243H89ZM126 245V244H125ZM186 245V244H185ZM8 246V245H7ZM15 246H13V249H15ZM19 246V245H18ZM22 246H24V245H22ZM21 246V247H22ZM85 246V245H84ZM92 246V245H91ZM6 247V246H5ZM5 247H3L4 249H5ZM9 247V246H8ZM25 247V246H24ZM31 247V246H30ZM50 247V246H49ZM57 247V246H56ZM74 247H76V246H74ZM87 247V246H86ZM90 247V246H89ZM7 248V247H6ZM53 248V247H52ZM218 248V247H217ZM23 249V248H22ZM36 249H37V247H36ZM72 249V248H71ZM80 249V248H79ZM16 250V249H15ZM38 250V249H37ZM41 250V249H40ZM172 250V249H171ZM41 251H43V250H41ZM16 253V252H15ZM15 253H13V254H15ZM31 253V252H30ZM44 253V252H43ZM70 254V253H69ZM76 254V253H75ZM74 254V255H75ZM79 254V253H78ZM77 255V254H76ZM66 256V255H65ZM28 257H30V256H28ZM67 257V256H66ZM69 257V256H68ZM71 257V256H70ZM34 260V259H33ZM45 260V259H44ZM133 260V259H132ZM23 262V261H22ZM32 262V261H31ZM39 262V261H38ZM63 262V261H62ZM67 263V262H66ZM22 264V263H21ZM23 264H24V262H23ZM35 264V263H34ZM92 264V263H91Z\"/></svg>","mask_w":264,"mask_h":264},{"label":"crops","instance_id":"3","mask_svg":"<svg viewBox=\"0 0 264 264\" xmlns=\"http://www.w3.org/2000/svg\"><path fill=\"white\" fill-rule=\"evenodd\" d=\"M80 3L82 0H0V19L3 23L10 22V27L14 28V31L21 30L25 34L35 33L55 22L64 24L69 17L76 15V8ZM29 7L40 8L37 14L39 18L37 15L33 16L27 24L19 26L18 14Z\"/></svg>","mask_w":264,"mask_h":264}]
</instances>
